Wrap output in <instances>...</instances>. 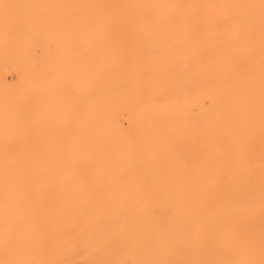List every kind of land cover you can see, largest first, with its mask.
Returning a JSON list of instances; mask_svg holds the SVG:
<instances>
[{"label":"rangeland","instance_id":"obj_1","mask_svg":"<svg viewBox=\"0 0 264 264\" xmlns=\"http://www.w3.org/2000/svg\"><path fill=\"white\" fill-rule=\"evenodd\" d=\"M262 205L264 0H0V264H264Z\"/></svg>","mask_w":264,"mask_h":264},{"label":"bare ground","instance_id":"obj_2","mask_svg":"<svg viewBox=\"0 0 264 264\" xmlns=\"http://www.w3.org/2000/svg\"><path fill=\"white\" fill-rule=\"evenodd\" d=\"M257 1H258V0H257ZM155 13H156V12H155ZM153 14H154V13H153ZM154 16H156V15H154ZM139 26H140V25H139ZM139 26H138V27H139ZM253 34H254V33H253ZM146 40H148V39H146ZM142 46H143V45H142ZM142 46H141V47H142ZM139 53H140V52H139ZM142 53H143V52H142ZM145 53H146V52H145ZM145 53H144V54H145ZM147 53H148V52H147ZM156 53H157V52H156ZM136 55H137V54H136ZM141 55H142V54H141ZM140 57H141V56H140ZM188 66H189V65H188ZM243 79H244V78H243ZM228 84H229V83H228ZM184 87H185V86H184ZM240 87H241V85H240ZM257 93H258V92H257ZM239 94H240V93H239ZM225 95H226V94H225ZM225 95H224V96H225ZM241 95H242V94H241ZM244 95H245V94H244ZM246 96H247V94H246ZM251 98H252V97H251ZM183 99H184V98H183ZM249 100H250V99H249ZM251 100H253V99H251ZM166 102H167V101H166ZM180 102H181V101H180ZM236 105H237V104H236ZM249 106H250V105H249ZM236 107H237V106H236ZM236 107L234 108V110L237 109ZM249 108H250V107H249ZM239 109H240V108H239ZM197 110H198V109H197ZM241 110H242V107H241ZM243 110H248V107H247V109H243ZM242 112H243V111H242ZM255 116H256V115H255ZM255 116H254V117H255ZM233 117H234V116H233ZM250 118H251V117H250ZM250 118H249V121L251 120ZM230 119H231V118H230ZM252 119H253V117H252ZM231 120H232V119H231ZM129 121H130V120H129ZM227 121H228V120H227ZM251 121H252V120H251ZM254 122H255V121H254ZM127 123H130V122H127ZM228 124H229V123H228ZM231 127H232V126H231ZM229 128H230V127H229ZM198 130H199V129H197V131H198ZM256 134H257V132H256ZM163 140H165V139H163ZM261 140H262V139H261ZM161 141H162V140H161ZM219 141H220V140H219ZM259 141H260V139H259ZM158 142H159V141H158ZM155 144H156V143H155ZM252 147H253V146H252ZM235 148H236V149H234V151H235V150H238L237 147H235ZM204 150H205V149H204ZM206 150H207V149H206ZM183 158H185V157H183ZM211 159H212V158H211ZM181 160H182V159H181ZM233 160H234V159H233ZM247 160H248V159H247ZM250 160H251V159H249V161H250ZM252 160H253V159H252ZM197 161H199V160H197ZM212 161H213V160H212ZM242 161H243V160H242ZM244 161H246V160H244ZM249 161H246V162H247L246 164H248ZM259 161H260V160H259ZM200 162H201V161H200ZM252 162H253V161H252ZM194 163H196V161H195ZM198 163H199V162H198ZM213 163H214V162H212V164H211L212 166L215 165V164L213 165ZM230 163H231V162H230ZM202 164H203V163H202ZM228 164H229V163H228ZM228 164H227V165H228ZM241 164H242V163H241ZM250 164H252V163H250ZM253 164H254V163H253ZM195 165H197V163H196ZM227 165H226V167H227L226 169L228 170L229 167H228ZM153 166H154V165H153ZM229 166H230V164H229ZM231 166H232V163H231ZM243 166H244V165H243ZM243 166H241V167H243ZM246 166H247V165H246ZM191 167H193V166H191ZM210 167H211V166H210ZM223 167H225V166L223 165ZM233 167H234V165H233ZM233 167H232L231 169H233ZM244 167H245V166H244ZM196 168H197V167H196ZM234 168H235V167H234ZM13 169H14V168H13ZM222 169H223V168L221 167V170H222ZM229 169H230V168H229ZM8 170H10V169L8 168ZM11 170H12V167H11ZM156 171H157V170H156ZM195 171H196V170H195ZM208 171H210V170H208ZM228 171H229V170H228ZM232 171H233V170H232ZM235 171H238V170H237V167H236V170H235ZM226 172H227V171H226ZM229 172H231V171H229ZM233 172H234V171H233ZM233 172H232V173H233ZM193 173H194V172H193ZM191 174H192V171H191V173H190L189 175H191ZM196 174H198V173H196ZM187 175H188V174H187ZM192 176H193V175H192ZM242 177H243V176H242ZM183 178H184V177H183ZM190 180H191V179H190ZM232 182H233V180H232ZM217 183H218V182H217ZM13 184H14V186H16L14 182H13ZM13 184H12L11 186H13ZM14 186H13V188H14ZM219 186H221V185H219ZM7 187H8V186H7ZM9 187H10V185H9ZM13 188H12V189H13ZM250 188H251V187H250ZM229 189H230V188H229ZM8 190H9V189H8ZM11 191H12V190H11ZM250 191H251V190H250ZM4 192H5V191H4ZM13 192L15 193L16 191H14V189H13ZM8 193H11V192L8 191ZM248 194H251V192L248 193ZM7 195H8V194H7ZM13 196H14V195H13ZM248 196H249V195H248ZM249 197H250V196H249ZM251 199H254V198H251ZM261 199H262V198H261ZM261 199H259V200H261ZM255 200H257V199H255ZM255 200H254V201H255ZM250 202H251V201H250ZM255 202H258V201H255ZM255 202H254V203H255ZM194 203H195V202H194ZM194 203H193V205H194ZM234 203H235V202H234ZM261 203H262V201H261ZM196 204H197V203H195L194 206H196ZM256 204H257V203H256ZM193 205H191V206H193ZM249 205H252V203L249 204ZM253 205H255V204H253ZM253 205H252V206H253ZM257 205H258V204H257ZM257 205H255V206H257ZM247 206H248V204H247ZM255 206H254V209H255ZM258 206H259V205H258ZM258 206H257V208H259ZM262 206H264V205H262ZM236 208H237V207H236ZM248 209H249V207H248ZM248 209H247V210H248ZM252 209H253V208H252ZM189 210H191V209H189ZM186 211H187V209H186ZM248 211H249V210H248ZM253 211H254V210H253ZM253 211H250V212H253ZM186 213H187V212H186ZM203 220H204V219H203ZM226 229H227V228H226ZM230 229H231V228H230ZM232 229H233V228H232ZM207 241H208V240H207ZM207 241H206V243H207ZM251 241H252V240H251ZM248 245H249V244H248ZM248 245H245L244 247H246V246L248 247ZM251 245H252V244H251ZM245 249H246V248H245ZM248 249H249V248H248ZM246 250H247V249H246ZM249 250H250V249H249ZM247 251H248V250H247ZM239 255H240V253H239ZM240 256H241V255H240ZM253 256H254V255H253ZM247 257H248V256H247ZM229 258H230V257H229ZM231 258H233V257L231 256ZM236 258H237V256H236ZM231 260H232V259H231ZM233 261H234V260H233ZM237 261H238V260H237ZM226 262H227V261H226ZM238 262H239V261H238ZM232 264H233V263H232Z\"/></svg>","mask_w":264,"mask_h":264}]
</instances>
